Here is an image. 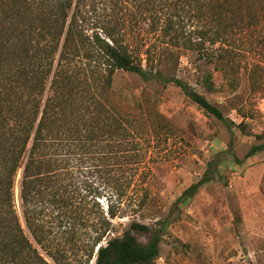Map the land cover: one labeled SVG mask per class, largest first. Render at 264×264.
<instances>
[{"label": "trees", "instance_id": "16d2710c", "mask_svg": "<svg viewBox=\"0 0 264 264\" xmlns=\"http://www.w3.org/2000/svg\"><path fill=\"white\" fill-rule=\"evenodd\" d=\"M259 5L264 0H0V264H154L165 222L134 220L120 233L115 220L129 209L127 172L140 156L135 138L157 132L155 122L165 117L157 98L115 88L117 74L173 82L205 112L229 121L188 83L153 75L151 50L145 67L127 30L144 20L194 55L192 64H213L234 86L236 51L223 42L235 26L259 19ZM212 73L202 77L211 92ZM261 151L264 144L254 145L246 158ZM218 162L175 204L214 181ZM89 164L105 173L103 187L89 184ZM108 193L105 211L99 199Z\"/></svg>", "mask_w": 264, "mask_h": 264}, {"label": "rangeland", "instance_id": "374dc122", "mask_svg": "<svg viewBox=\"0 0 264 264\" xmlns=\"http://www.w3.org/2000/svg\"><path fill=\"white\" fill-rule=\"evenodd\" d=\"M255 13L259 19L235 26L223 42L236 51L234 86L213 64H192L194 55L152 31L144 20L127 30L134 52L151 50L155 68L147 66L146 54L143 65L153 75L159 70L165 79L188 83L229 121L228 126L205 112L173 82L165 85L157 78L145 82L135 74H117L115 88L128 95L136 91L137 99L143 101L157 98V110L165 117L155 122L157 132L146 131L135 138L140 139V156L127 172L129 209L115 220L120 233L134 220L155 227L165 222L161 253L154 264H264V151L259 160L246 158L252 146L264 144V7L259 5ZM206 69L213 72V92L202 83ZM216 158V179L201 187L195 197L176 205ZM89 167L83 168L89 184L103 187L105 173L97 172L100 168L94 165ZM17 191L18 185L16 196ZM109 200V193L99 199L105 211ZM137 236L147 240L142 234Z\"/></svg>", "mask_w": 264, "mask_h": 264}, {"label": "water", "instance_id": "95a60500", "mask_svg": "<svg viewBox=\"0 0 264 264\" xmlns=\"http://www.w3.org/2000/svg\"><path fill=\"white\" fill-rule=\"evenodd\" d=\"M20 179H21V175H20ZM17 201H18V205L20 206L21 200H20V183H19V181H18Z\"/></svg>", "mask_w": 264, "mask_h": 264}, {"label": "crops", "instance_id": "0c3cea01", "mask_svg": "<svg viewBox=\"0 0 264 264\" xmlns=\"http://www.w3.org/2000/svg\"><path fill=\"white\" fill-rule=\"evenodd\" d=\"M263 152H259V153H257L256 154V156L254 155L253 157L255 158V160H259V158H261V154H262ZM261 160V159H260Z\"/></svg>", "mask_w": 264, "mask_h": 264}]
</instances>
